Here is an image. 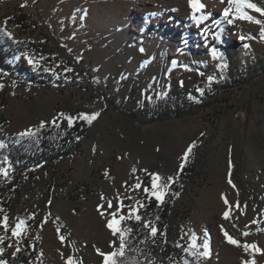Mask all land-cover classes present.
Segmentation results:
<instances>
[{
	"label": "rangeland",
	"instance_id": "374dc122",
	"mask_svg": "<svg viewBox=\"0 0 264 264\" xmlns=\"http://www.w3.org/2000/svg\"><path fill=\"white\" fill-rule=\"evenodd\" d=\"M252 2L264 8V0ZM204 5L202 11L211 17L189 32L182 28L177 41L157 39L160 21L170 11L157 0H8L0 7V22L12 37L38 49L20 55L18 62L64 84L40 88L0 80V111L8 120L4 131L22 133L61 113H99L78 153L32 171L11 204L0 199V237L2 244L10 240L13 257L26 254L24 264H66L69 257L102 264L96 249L109 252L113 240L118 246L107 227L111 213L127 216L132 208L139 211L155 200L144 191L152 174L161 177L159 184H167L161 189L165 200L187 149L195 144L196 173L174 205L173 240L185 248L188 264L252 259L264 264V255L246 252L224 235L226 231L241 244L264 249L261 25L234 19V14L225 18L228 0H205ZM20 16L26 22L14 26ZM142 16L154 21L139 30ZM217 21L223 24L220 41L223 52L228 51L227 63L212 56L213 48L222 49L216 44ZM175 60L185 63L174 65ZM243 68L251 73L242 74ZM208 77H213L211 83ZM167 87H172L169 99L157 102ZM5 216L8 229L2 224ZM21 220L25 230L15 237L12 229ZM193 234L198 245L208 242L207 257L192 254Z\"/></svg>",
	"mask_w": 264,
	"mask_h": 264
},
{
	"label": "trees",
	"instance_id": "16d2710c",
	"mask_svg": "<svg viewBox=\"0 0 264 264\" xmlns=\"http://www.w3.org/2000/svg\"><path fill=\"white\" fill-rule=\"evenodd\" d=\"M8 0H0V7ZM26 16H20L14 26H23ZM219 39L216 44L222 49L217 50L220 60L229 62L228 51L222 47L220 37L224 38L222 21L217 23ZM0 29L10 32L0 22ZM37 52L38 49L32 42L9 38L5 31H0V80L10 85L26 84L40 88H57L63 86V82L57 81L49 75L31 73L24 65L18 62V57L25 53ZM241 73L249 75L251 72L243 68ZM172 87H167L161 93L160 101L168 100ZM145 105V104H144ZM148 112H150L151 108ZM179 110V109H178ZM73 118L71 124L60 116L55 121L46 123L44 127L31 129L35 135L21 137L20 133L9 134L4 131L8 120L0 111V142L5 147L0 148V168L8 170L6 178L0 177V199L11 204L13 199L20 194L28 175L45 165L54 164L62 159L69 158L78 153L84 140L87 138L92 123L89 124L81 119L79 114H66ZM134 117V116H133ZM194 149L188 155L187 162H184L183 170L180 172L177 181L172 185L171 190L163 203L152 200L146 203L138 211L142 217L141 221L135 219L126 220L123 228H131L127 234V248L122 258L124 264H185V248L173 240L175 226L174 205L181 194L188 188L195 177ZM150 224L158 229L157 235L152 237L149 229L144 227ZM5 235L3 230L1 236ZM69 238V236H67ZM10 240L4 244L0 243L4 255L0 259L7 264H24L28 262L26 254L19 252L15 257L11 254ZM34 260L35 256H31Z\"/></svg>",
	"mask_w": 264,
	"mask_h": 264
},
{
	"label": "snow or ice",
	"instance_id": "6c2138e0",
	"mask_svg": "<svg viewBox=\"0 0 264 264\" xmlns=\"http://www.w3.org/2000/svg\"><path fill=\"white\" fill-rule=\"evenodd\" d=\"M223 2V0H221ZM228 3L231 7H227L224 9V17L228 18L230 14H234V19H239V20H245L248 22L256 23L258 25H261V31H260V37L261 39H264V21L260 19H256L252 15L249 14L247 10H253L256 13H259L261 16H264V8L258 7L255 3L252 2V0H228ZM189 4L192 8V13H193V19H197L198 21H203L206 19H209L211 17V13H204L202 10L206 7L203 3H201V0H189ZM197 13H200V15L197 17ZM234 19H228V23H233ZM218 23V21H217ZM0 31H5V35H7L9 38H11L12 33L7 32L4 29H0ZM216 39H219V34L216 35ZM243 40L244 37H241ZM245 48L249 47V45L245 44ZM143 51V49H141ZM212 56L214 58H221L220 54L217 52L215 48L212 49ZM28 63L31 65H34V61L32 58L28 59ZM70 71V69H69ZM203 75V73H201ZM209 83L212 82L213 77H208ZM3 85H0V88H2ZM62 117H64L69 124L73 122V118L70 116H65V114L61 113L60 114ZM99 116V113H93V114H81L80 118L85 120L87 123L91 124L97 117ZM53 124H55V121H52ZM45 124L44 122L41 123L40 127H44ZM21 137L24 136H34L35 133L32 130H26L22 133L19 134ZM5 147L3 142H0V148ZM195 147V144L191 145L187 149V153L185 154L183 160L184 162H187L188 160V153L192 152V149ZM183 170V163L181 164V171ZM135 171V169H133ZM0 175H3L4 177L8 176V170L4 168H0ZM161 177L158 174H152V183L150 188H145V192H150L151 196L155 198L156 201L163 203L164 202V196L165 193L161 190L162 188L167 187V184L161 185L158 182L160 181ZM172 177H169L168 180L172 181ZM229 183L231 184V180H229ZM141 185L137 183L135 185V188L139 189ZM235 187V185H233ZM224 202L226 205L229 204V201L227 198H224ZM142 206V205H141ZM239 205H237L238 207ZM103 208V205L100 206ZM112 202H108V208H112ZM124 207L123 201H120V209ZM119 210V209H118ZM104 213L101 212V215ZM112 219L108 222L107 227L111 230L112 235L114 237H117L118 239V246H117V241L113 240L110 242V250L109 252L105 253L101 251L100 249H96V252L103 258L102 264H124L123 262V257L125 256V251L127 248V234L131 233L132 229L131 228H123L121 227L122 222L131 219H135L136 221H141L142 217L138 214V210L136 208H132L131 211L127 216L120 215L117 217V211H113L111 213ZM224 218L229 219L230 218V209L228 211L224 212ZM3 227L5 229H8V217L5 216L3 217L2 221ZM144 227L149 229V233L152 237H155L157 235L158 229L154 226H151L150 224H145ZM25 230V222L23 220L19 221L15 225V228L12 229V235L15 237H19ZM226 236L228 242L230 244L236 245L238 247H243L244 251H249L254 250L255 252H259L261 255H264V249H260L256 244H241L240 241L234 239L232 236H230L226 231L224 233ZM247 235V233H245ZM61 241H64L65 237L61 236L60 237ZM197 237L195 234L192 236V243L190 245V250L192 251L193 255H200V256H205L207 257L209 255V245L208 242L205 240L202 245L197 244ZM0 243H3V237H0ZM203 247L204 251L203 252H198L195 251L199 247ZM17 252L20 251L19 248L16 249ZM3 249H0V254H2ZM0 264H7L6 261L0 259ZM66 264H82V261L76 260L73 257H69L66 261ZM185 264H188L187 261H185ZM243 264H256L255 259H252L250 262L249 261H243Z\"/></svg>",
	"mask_w": 264,
	"mask_h": 264
},
{
	"label": "bare ground",
	"instance_id": "6f19581e",
	"mask_svg": "<svg viewBox=\"0 0 264 264\" xmlns=\"http://www.w3.org/2000/svg\"><path fill=\"white\" fill-rule=\"evenodd\" d=\"M157 1H159L160 4H162V6L165 5L166 7H168L167 10H170L169 14L164 18H162L160 21V27H158V32L156 33L158 40L159 39H163L166 41L180 40V35L178 36L177 33L178 31L183 30L182 28H184L189 32L190 28H193L195 24L197 25V23L200 22L197 19H193V13L191 12L192 8L189 4V0H157ZM201 3L205 4V0H201ZM153 21H154L153 18H150L148 16H142V20H139L138 29L140 30L147 28L150 24H152ZM189 21H191L192 23ZM156 25L159 24L156 23ZM165 25L171 27L172 31H167V29H165L166 28ZM178 63L184 64L185 62L184 60H179V61L175 60L174 65H177Z\"/></svg>",
	"mask_w": 264,
	"mask_h": 264
}]
</instances>
